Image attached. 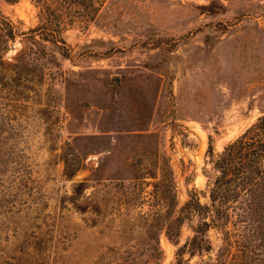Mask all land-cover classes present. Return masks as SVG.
I'll list each match as a JSON object with an SVG mask.
<instances>
[{
	"label": "rangeland",
	"instance_id": "374dc122",
	"mask_svg": "<svg viewBox=\"0 0 264 264\" xmlns=\"http://www.w3.org/2000/svg\"><path fill=\"white\" fill-rule=\"evenodd\" d=\"M92 1L90 16L0 0V264L175 262L187 220L149 259L167 208L152 176L173 171L178 209L264 112V0ZM41 24L62 40L29 31ZM209 236L180 264L210 263Z\"/></svg>",
	"mask_w": 264,
	"mask_h": 264
},
{
	"label": "trees",
	"instance_id": "16d2710c",
	"mask_svg": "<svg viewBox=\"0 0 264 264\" xmlns=\"http://www.w3.org/2000/svg\"><path fill=\"white\" fill-rule=\"evenodd\" d=\"M60 1L82 8L90 16L97 10L92 0ZM47 8V4L41 5L42 11ZM37 29L43 33L42 40L54 44L62 40L57 31L48 30L43 24L29 31ZM7 35L14 38L10 22ZM207 152L211 154L210 143ZM210 162L215 174L208 181L207 190L191 191L178 209L173 171H159L157 176H152L155 179L153 189L166 198L167 208L162 221L159 210L155 212L156 220L152 225L154 245L150 247L149 259H157L161 254L157 238L159 231L162 230L166 239L177 245L180 227L187 220L191 235L177 246V257L171 264H180L183 253L201 258L210 252V230L219 234L220 243L215 257L208 264H249L246 258L255 260L256 264H264V112L226 143ZM200 193L206 195V202L199 201ZM236 225L240 226V232L234 236L230 229ZM256 250L258 252L254 253Z\"/></svg>",
	"mask_w": 264,
	"mask_h": 264
},
{
	"label": "water",
	"instance_id": "95a60500",
	"mask_svg": "<svg viewBox=\"0 0 264 264\" xmlns=\"http://www.w3.org/2000/svg\"><path fill=\"white\" fill-rule=\"evenodd\" d=\"M114 80H116L115 77H114ZM210 259H211V257L209 255H205L204 260H206V261L208 260L209 261Z\"/></svg>",
	"mask_w": 264,
	"mask_h": 264
}]
</instances>
